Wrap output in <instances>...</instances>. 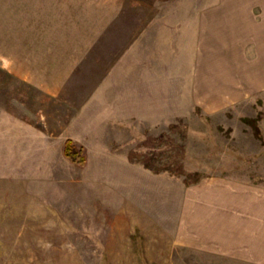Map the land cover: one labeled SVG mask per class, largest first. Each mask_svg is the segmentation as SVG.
Returning a JSON list of instances; mask_svg holds the SVG:
<instances>
[{"label":"rangeland","instance_id":"1","mask_svg":"<svg viewBox=\"0 0 264 264\" xmlns=\"http://www.w3.org/2000/svg\"><path fill=\"white\" fill-rule=\"evenodd\" d=\"M30 1L0 0V264H264L185 230L225 186L264 190L260 26L214 24L234 0L105 1L118 19L52 96L9 73L33 63Z\"/></svg>","mask_w":264,"mask_h":264},{"label":"crops","instance_id":"2","mask_svg":"<svg viewBox=\"0 0 264 264\" xmlns=\"http://www.w3.org/2000/svg\"><path fill=\"white\" fill-rule=\"evenodd\" d=\"M105 1L110 2H28L30 9L25 15L30 17L32 23L25 27L26 36L19 49L23 51L21 55L32 58L33 63L21 66L11 64L9 73L18 75L49 95L58 96L64 85L94 56L97 41L102 39L106 26L118 19V9L104 5ZM212 8L217 11L211 12L213 21L216 20L214 24L233 25V29L237 26L231 39L238 38L240 42L241 37L235 34L246 31V27L242 26L257 25L260 26L257 28L259 37L255 39L264 40V0H234L231 6L221 1ZM230 8H234V12H229ZM129 56L134 54H122L121 67L124 72H134L126 67L129 61L125 62L124 59ZM258 58L249 59L247 71L264 73V55ZM226 184L223 181L221 186ZM232 186H225L229 190L228 195L222 199L216 198L211 203L213 207L196 209L199 212L196 211L191 220H186L185 230L188 231L189 225V230L194 236H199L201 244H227L228 247V244H239L238 252L243 258L264 263V190L256 184ZM212 197L211 190L209 198L214 200Z\"/></svg>","mask_w":264,"mask_h":264},{"label":"trees","instance_id":"3","mask_svg":"<svg viewBox=\"0 0 264 264\" xmlns=\"http://www.w3.org/2000/svg\"><path fill=\"white\" fill-rule=\"evenodd\" d=\"M245 120L252 123L254 125V128H255L257 134L260 135L258 126L255 123V121L252 119H249V118H245ZM64 153L71 161H73L75 163H78L80 165H83L85 163L86 158L82 153V149L78 148V150H77V146L74 144V142L71 139H68L66 141Z\"/></svg>","mask_w":264,"mask_h":264}]
</instances>
